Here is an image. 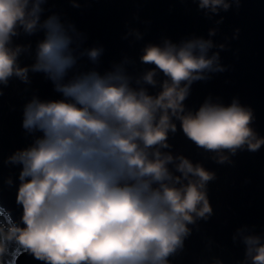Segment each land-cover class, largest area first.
<instances>
[{
    "label": "clouds",
    "instance_id": "1",
    "mask_svg": "<svg viewBox=\"0 0 264 264\" xmlns=\"http://www.w3.org/2000/svg\"><path fill=\"white\" fill-rule=\"evenodd\" d=\"M193 2L211 19L233 4L239 9L242 0ZM42 3L0 0V85L7 87L13 77L28 83L31 71L45 74L62 95L57 100L34 96L23 106V130L41 135L5 160L22 166L16 190L22 215L19 223L0 224V264L11 246L42 264H170L169 257L183 249L191 234L189 225L212 215L206 186L215 177L201 163L164 151L172 147L168 139L177 131L176 121L188 140L217 153L224 163L229 161L226 150L235 155L264 146V137L250 127L253 110L236 101L225 106L208 100L195 111L186 110L193 82L205 79L206 71L225 70L218 52L208 56L211 39L146 45L140 61L154 67L143 82L155 87L154 77L163 74L155 94L133 87L122 66L69 77L77 63L78 37L56 14L41 21ZM72 6L80 4L72 0ZM38 29L44 38L37 43L35 62L21 66L26 46L13 38ZM129 34L140 38L135 29ZM215 35L216 29H210L209 36ZM86 53L97 62L103 48ZM5 183L12 186L13 179ZM237 234L245 246L241 264H264V236L243 229Z\"/></svg>",
    "mask_w": 264,
    "mask_h": 264
},
{
    "label": "water",
    "instance_id": "2",
    "mask_svg": "<svg viewBox=\"0 0 264 264\" xmlns=\"http://www.w3.org/2000/svg\"><path fill=\"white\" fill-rule=\"evenodd\" d=\"M77 2L79 8L72 6V0H44L41 5V21L56 14L69 33L78 37L77 63L69 70V77L88 70L103 74L122 66L133 87H144L155 94L163 74L154 77L155 87L143 82V75L154 67L140 61L146 45H163L165 40L179 45L198 38L211 39L214 47L208 56L218 52V63L225 70L206 71L205 79L193 82L184 101L186 110H197L205 100L225 106L236 101L253 110L250 127L264 137V0H242L239 9L233 4L228 12L221 11L211 19L193 0ZM220 16L224 17L223 23L217 24ZM132 29L139 31V39L129 34ZM210 29H216L215 36H209ZM236 29L240 30L239 35L233 39ZM43 38L42 29L33 35L21 33L13 38L15 44L26 46L19 57L21 66L35 62L37 43ZM221 43L226 45L223 50L218 47ZM92 47L103 48L97 62L87 57L86 50ZM0 88L4 93L0 96V209L10 223H19L22 208L16 204V190L22 166L6 164L5 160L17 149L30 145L34 135H41L23 130V106L34 96L57 100L62 95L54 90L53 82L45 74L31 71L28 83L13 77L7 87L0 85ZM176 124V133H170L168 139L172 147L164 151L201 163L215 177L206 186L212 215L207 221L197 219L189 225L191 234L184 240L183 249L169 257L170 264H213L217 259L223 264H241L245 246L237 230L264 236V146L255 152L237 150L235 155L226 150L224 154L230 162L219 163L217 153L198 148L185 137L179 121ZM168 167L175 172L173 165ZM8 177L13 179L12 186L5 183ZM12 264L42 262L20 250Z\"/></svg>",
    "mask_w": 264,
    "mask_h": 264
},
{
    "label": "trees",
    "instance_id": "3",
    "mask_svg": "<svg viewBox=\"0 0 264 264\" xmlns=\"http://www.w3.org/2000/svg\"><path fill=\"white\" fill-rule=\"evenodd\" d=\"M4 223H10L4 214V212L0 209V224ZM21 249L15 246H11L6 254V256L3 258L4 264H12L13 258L15 255L20 251Z\"/></svg>",
    "mask_w": 264,
    "mask_h": 264
}]
</instances>
